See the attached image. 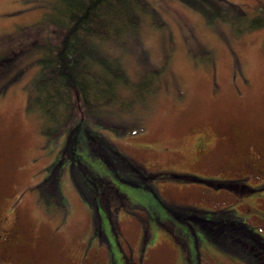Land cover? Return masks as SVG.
Masks as SVG:
<instances>
[{
	"label": "rangeland",
	"instance_id": "rangeland-1",
	"mask_svg": "<svg viewBox=\"0 0 264 264\" xmlns=\"http://www.w3.org/2000/svg\"><path fill=\"white\" fill-rule=\"evenodd\" d=\"M150 3L138 28L121 41L99 45L100 53L104 47L120 57L106 56V63L95 65L105 73L103 79L113 80L112 67L124 71V80H117V98L125 102L106 104L83 118L89 119L91 131H103L126 151L160 167L197 175L207 171L211 178L224 176L217 164L235 160L242 151L238 144L223 139L227 127L247 124L253 136L260 135L259 126L264 127V23L253 28L246 24L260 18L259 9L264 14V0ZM63 6V0H0V57L12 48L20 50L12 62L0 61V200L4 206L18 201L23 225L26 222L36 232L48 222L40 202L49 207L47 210L57 205L46 179V165L58 152L59 138L67 135L68 127L48 132L29 99L39 90L35 83L42 73L38 59L45 47L44 37L53 23L64 20ZM147 84H154L155 90L144 96L138 89ZM201 128L208 130L211 140L216 137L212 152L216 155L196 161L200 153L192 148V140ZM234 131L227 132L231 135ZM39 177V185L30 190ZM254 179L255 184L260 182ZM66 180L64 177L63 188L71 204L68 217L64 215L68 227L63 233L68 230L71 239L67 242L76 244L90 231V215ZM180 181L169 189L185 201L203 203V193L212 190L202 182ZM220 188L218 192L226 191ZM56 214L52 224L61 219V214ZM135 221L129 224L134 226ZM59 247L65 249L64 241L54 244L39 236L28 252L51 259L58 256Z\"/></svg>",
	"mask_w": 264,
	"mask_h": 264
},
{
	"label": "flooded vegetation",
	"instance_id": "flooded-vegetation-1",
	"mask_svg": "<svg viewBox=\"0 0 264 264\" xmlns=\"http://www.w3.org/2000/svg\"><path fill=\"white\" fill-rule=\"evenodd\" d=\"M259 127V136H253L247 124L227 127L221 141L223 138L236 143L242 151L235 160L228 158L217 164L219 171L224 172V176L217 178L209 177L207 171H200L197 175L160 167L126 151L110 136L138 166L133 163L127 173L110 169L109 172L114 174L106 176V180L102 176L106 174L83 165L87 173L81 171V174H87L102 188V193L95 196L99 209L98 226L90 206L77 188V166L81 160L74 153L58 159L67 136L61 135L58 152L51 158L47 156L50 160L46 165V168L49 166L46 179L53 187L52 193H56L59 186L60 195L55 199L57 205H51L49 211V207L42 203L48 218L45 229L36 232L26 222L23 225L21 213L17 211L18 201L13 200L4 206L0 200V264H264V127ZM201 130L192 140V148L200 153L196 161L216 155L212 153L216 148V137L211 140L208 130ZM233 130L231 135L227 132ZM105 167L109 168L108 165ZM225 175L236 178L224 179ZM64 177L67 179L65 184L71 187L90 215V231L76 244L67 242L71 239L67 236L68 230L63 233L68 227L67 206L71 204L64 192ZM245 178H249L250 183ZM254 178L260 182L255 184ZM179 179L184 183L204 179L202 183L212 190L203 193V203L185 201V198L174 197L169 189V186H178ZM39 181L40 177L36 178L30 190L39 185ZM110 186L112 192L123 194L126 200L117 205L118 199H111L114 195L105 191ZM219 187L226 191L218 192ZM133 188H137L136 191H132ZM56 213L61 214V219L52 224L50 220L56 218ZM134 218L136 225L133 226L129 221L134 222ZM39 236L54 244L64 241L65 249L59 247L55 258L40 259L28 252Z\"/></svg>",
	"mask_w": 264,
	"mask_h": 264
},
{
	"label": "trees",
	"instance_id": "trees-1",
	"mask_svg": "<svg viewBox=\"0 0 264 264\" xmlns=\"http://www.w3.org/2000/svg\"><path fill=\"white\" fill-rule=\"evenodd\" d=\"M63 1L64 20L61 24L53 23L50 32L44 37L45 47L38 59L42 73L40 71L41 75L39 73L35 83V89L39 88V90H34L29 102L41 115L43 119L41 126L51 134L59 131L58 127L59 129L68 127L66 142L61 154H58V159L74 153L76 158L79 157L81 160L77 166V172L79 171V176L76 178L77 188L90 206L92 215L94 214L93 219L98 226L99 209L95 203V196L102 193V188L97 182L88 178L87 174L86 176L81 174V171L87 173V169L82 168L83 165H90L89 168L95 169V172L106 174L102 176L108 180L106 176L112 177L114 174L109 172L110 169L127 173L133 163L135 166L138 164L103 131L98 129L91 131L89 119L85 121L83 118L84 114L95 112L93 110L106 108V104L108 106L125 102L124 98V100L117 98L119 86L117 80H124V71L118 72L116 67H112L115 72L113 80L103 79L105 73L103 74L95 64L106 63V56L118 59L119 55L105 51L104 47L100 53L99 50L102 49L100 46L108 41L110 43L121 41L122 37H127L128 32L138 28L143 16L150 10L151 3L150 0ZM259 11L260 18L246 23L251 26L250 28L264 23L263 11L260 9ZM10 52L1 56L0 61L12 62L20 50L12 48ZM114 62L119 64L117 60ZM140 84L144 83H137L136 86ZM152 85L147 84L144 89L139 88L138 91L145 96L148 91L155 90L152 89ZM79 110H82V113ZM50 125L53 127L47 128ZM105 165L109 168L107 169ZM110 184L113 185L112 182ZM106 188V193L110 196L114 195L111 199H118L117 205L126 200L123 194L117 195V192H112V186ZM136 189L133 188L132 191ZM120 190L119 188V192ZM55 192L52 194L58 199L59 186ZM40 205L43 206L42 202ZM102 205L105 206V203L102 202ZM111 250L113 253V249Z\"/></svg>",
	"mask_w": 264,
	"mask_h": 264
}]
</instances>
